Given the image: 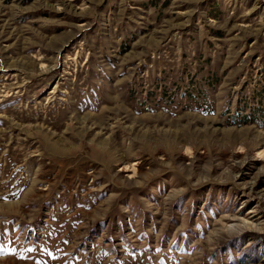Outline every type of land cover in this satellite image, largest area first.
I'll return each mask as SVG.
<instances>
[{"label": "rangeland", "instance_id": "obj_1", "mask_svg": "<svg viewBox=\"0 0 264 264\" xmlns=\"http://www.w3.org/2000/svg\"><path fill=\"white\" fill-rule=\"evenodd\" d=\"M261 152L264 0H0V264H264Z\"/></svg>", "mask_w": 264, "mask_h": 264}, {"label": "bare ground", "instance_id": "obj_2", "mask_svg": "<svg viewBox=\"0 0 264 264\" xmlns=\"http://www.w3.org/2000/svg\"><path fill=\"white\" fill-rule=\"evenodd\" d=\"M84 25H80V27H83ZM153 40V39H152ZM155 40V39H154ZM150 41V40H149ZM157 41V40H156ZM158 42V41H157ZM156 42V43H157ZM160 42V41H159ZM153 45V44H152ZM41 68H46L44 65H42L41 66ZM252 143V142H251ZM239 150H238V152L237 153H243L245 150H243V148H238ZM260 154V155H259ZM258 155H259V157H261V156H263L264 157V153H259ZM257 156V155H256ZM259 157H257V158H259ZM261 159V158H260ZM136 165H138V163H135L133 166H136ZM132 166V167H133ZM129 170H131V167L130 166H125L122 170H120V171H122V172H128ZM132 178V177H131ZM236 228V227H235ZM231 231V230H230Z\"/></svg>", "mask_w": 264, "mask_h": 264}, {"label": "trees", "instance_id": "obj_3", "mask_svg": "<svg viewBox=\"0 0 264 264\" xmlns=\"http://www.w3.org/2000/svg\"><path fill=\"white\" fill-rule=\"evenodd\" d=\"M247 119V118H246ZM246 122H247V120H246Z\"/></svg>", "mask_w": 264, "mask_h": 264}]
</instances>
